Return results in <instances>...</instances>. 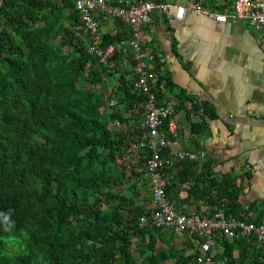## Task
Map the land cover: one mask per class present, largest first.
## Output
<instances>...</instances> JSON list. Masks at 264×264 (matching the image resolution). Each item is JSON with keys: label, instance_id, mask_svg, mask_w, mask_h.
Listing matches in <instances>:
<instances>
[{"label": "trees", "instance_id": "obj_1", "mask_svg": "<svg viewBox=\"0 0 264 264\" xmlns=\"http://www.w3.org/2000/svg\"><path fill=\"white\" fill-rule=\"evenodd\" d=\"M80 23L74 0L0 3V264H198L197 234L179 238L150 218L151 190L139 171L149 152L132 148L144 130L136 110L145 97L128 78L135 73L119 52L107 65L89 53ZM129 36V29L107 32L103 45ZM160 82L159 101L173 86L167 78L162 91ZM178 96L176 110L191 103L189 119L208 115L205 102ZM205 117L192 122L186 151L203 149ZM214 167L210 157L177 161L167 168L168 195L185 189L198 213H207L203 201L244 218V186ZM213 238L217 248L201 264H264L255 235L215 230Z\"/></svg>", "mask_w": 264, "mask_h": 264}, {"label": "crops", "instance_id": "obj_2", "mask_svg": "<svg viewBox=\"0 0 264 264\" xmlns=\"http://www.w3.org/2000/svg\"><path fill=\"white\" fill-rule=\"evenodd\" d=\"M110 1L125 4L138 0ZM147 1L176 3L187 8L182 19L177 18L176 8L171 10L170 18L159 9L154 10L151 21L142 27L139 36L140 54L145 55L143 60L148 70L158 75L160 89L167 90V78L173 85L162 100L158 98V105H163L166 99L175 102V113L171 118L176 121V134L166 132L170 142L161 150L170 147L171 153L163 155L174 161L169 166L179 161L180 153L186 154L182 159L210 157L215 163L214 170L218 177L234 175L237 184L244 186L239 198L245 208L242 215L250 221L260 215L264 218V34L253 28L247 20L229 19L221 23L191 8L194 2H200L213 12L229 13L233 9L234 0H213L209 3L203 0ZM98 18L102 33L101 46H107L103 45L107 32L116 34L129 29L130 36L121 40L134 39L129 23L110 16L99 15ZM118 20L124 24H119ZM82 25L81 20L75 29L87 38L89 48L91 39L84 33ZM128 56L127 61L124 56V64L135 73V53L129 51ZM135 76L130 74L128 78L132 77L133 80ZM154 85L152 90L157 95ZM180 91L205 102L208 115L202 116V110H199L190 113L189 119V101L182 109L176 110L181 101L178 96ZM142 108L136 110V113H140L138 118L141 125L144 122ZM131 115L130 112L127 114L129 117ZM204 117L207 130L199 137L203 149L199 153L186 151L184 144L190 136L192 122H200ZM134 123L135 120H132L130 124ZM165 123L167 126L168 122ZM172 175L166 169L167 182ZM186 195L185 189L181 188L168 195L179 212L213 216L214 213L209 210L212 207L217 210L216 206L199 201V205L207 208V213H198L193 196Z\"/></svg>", "mask_w": 264, "mask_h": 264}, {"label": "built area", "instance_id": "obj_3", "mask_svg": "<svg viewBox=\"0 0 264 264\" xmlns=\"http://www.w3.org/2000/svg\"><path fill=\"white\" fill-rule=\"evenodd\" d=\"M1 3V0H0ZM75 8L79 11L84 33L91 39L88 48L89 53L94 54L100 62L107 65L115 52L128 56L129 51L135 53L137 63L134 66L135 78L133 85L141 92L145 100L144 129L136 143L132 144L134 150L145 149L149 156L139 168L148 179L151 190V214L150 218L156 227L172 229L180 238L185 232L197 234L200 237L199 246L202 256L198 257V264L204 261V254L217 248L213 234L220 230L227 237H237L240 233L255 235L258 242L264 245V222L250 221L247 217L237 218L227 216L223 210L217 211L213 216L199 215L195 212H179L171 203L167 193L166 169L174 161L161 154V148L169 144L167 131L176 134V121L171 118L175 113V102L166 99L163 105H158L156 93L152 85L158 82V75L148 70L144 62L145 55L140 54V31L142 27L151 21V13L159 9L168 18L171 10L177 9V18L182 19L187 8L176 3H155L147 0H138L135 3H113L110 0H74ZM191 8L198 14L212 17L215 21L225 23L229 19L247 20L253 28L264 34V0H234L233 9L229 13L213 12L200 2H194ZM99 15L104 17H116L129 23L134 33L133 40H119L107 46H101L102 33L100 32ZM123 65V64H121ZM113 104V101L111 102ZM168 122L167 126L166 123ZM115 126L126 127V124L115 120ZM186 154L180 153L179 159ZM145 217L142 222L145 223Z\"/></svg>", "mask_w": 264, "mask_h": 264}]
</instances>
